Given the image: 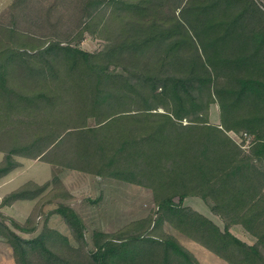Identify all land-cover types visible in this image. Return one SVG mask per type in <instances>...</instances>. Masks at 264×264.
Returning <instances> with one entry per match:
<instances>
[{"label": "trees", "instance_id": "16d2710c", "mask_svg": "<svg viewBox=\"0 0 264 264\" xmlns=\"http://www.w3.org/2000/svg\"><path fill=\"white\" fill-rule=\"evenodd\" d=\"M81 4V21H94L103 8L109 15L100 27L111 38L99 55L0 28L1 105L29 117L19 122L27 127L9 137L12 148L0 150V180L20 167L18 158L85 175L108 174L152 191L163 219H150L144 232L128 240L96 234L95 251L87 252L84 222L60 205L56 214L76 247L48 230L25 240L17 232L33 235L37 225L31 229L4 217L0 237L20 264H199L174 238L158 236L159 223L168 222L228 264H264V171L254 165H264L263 10L252 0ZM81 26L88 32L91 25ZM245 48L255 52L234 55ZM235 57H245V63L233 62ZM113 68L123 75H111ZM213 105L220 109L221 128L209 125ZM71 109L75 118L67 117ZM90 120L94 127L87 125ZM66 123L74 126L65 129ZM230 133L254 139L250 154ZM60 174L53 173L46 187L25 186L5 204L34 200L51 185H62ZM189 198L208 205L226 223L225 232L186 211ZM234 226L256 245L236 240L229 232Z\"/></svg>", "mask_w": 264, "mask_h": 264}, {"label": "rangeland", "instance_id": "374dc122", "mask_svg": "<svg viewBox=\"0 0 264 264\" xmlns=\"http://www.w3.org/2000/svg\"><path fill=\"white\" fill-rule=\"evenodd\" d=\"M85 1L88 0H4V2H0V28L12 30L18 35L27 36L43 44L49 45L52 42H64V44L68 43L76 46L77 49L87 54L93 56L99 55L107 49L109 46L108 40L111 38L109 34L103 35L101 33L102 27H100L101 22H104L101 26L105 25L109 15L106 9L103 8L95 16L94 21L91 22L88 19L81 21L83 18V6L81 2ZM252 2L264 12V0H252ZM82 22L91 25L88 32L84 30V26L80 28ZM1 37L3 36L1 35ZM252 52L254 53L255 51L245 48L241 52L233 53H235L234 55L239 53L247 55V53ZM260 52L263 53L262 50ZM36 53L35 49L33 54ZM244 58L239 57L236 60L235 57L233 62L235 60L236 63L241 60L244 62ZM110 73L113 76L123 75L121 69L116 70L113 68ZM18 83H20L18 80L10 81V84ZM1 101L3 99L0 96V150H9L13 146V144H8L9 137L11 138L14 131L18 132L25 129L27 125L19 124V122L26 123V121H29V117L26 114L11 113L7 106L1 105ZM67 111H69L67 117L75 118L74 110ZM159 113H163V111H159ZM9 117H12L11 120H8ZM208 122L212 127L221 128V113L217 105L211 106ZM66 124L65 129L74 126L73 123ZM183 124L186 126L187 122ZM87 125L94 127L95 121H87ZM32 126L35 127V125ZM244 136L235 133L229 134L232 141L248 155L253 147L252 143L254 139L250 138L251 143L247 145L244 141ZM18 140L20 142L21 139L19 138ZM72 147V144L66 145V152H70L73 149ZM1 158L0 153V160ZM51 158L53 159V157ZM36 162L40 163V165L35 167L33 170L34 174L32 175H36L37 173L44 174L45 170L50 174V165L49 167L48 164L43 162ZM254 165L258 169H261V171H264V165L261 163H255ZM51 170L52 175L55 173V176L61 173L59 178L62 185H51L47 190L42 192L38 205L24 223V226L28 225L31 229L35 228L38 224L39 226H36L37 232L31 236L25 235L26 239H35L42 232L48 230L68 238L73 243V246L76 247L70 229L64 220L56 214V210L60 205L72 209L84 222L87 252L95 251L94 236L96 234L112 237L115 240H128L144 232L142 229L146 227L150 219L154 222H159V220L163 219V215L158 213L154 195L148 189L117 180L108 174H105L104 177L85 175L67 171L58 166L55 169L51 167ZM68 175L71 176L70 178H72L71 181L73 183L66 186L63 180ZM133 179L135 180V176ZM28 190H31L30 192L32 193L35 191L30 188ZM56 190L58 191L56 192ZM178 203V200H176V204ZM183 208L186 211L194 212L206 218L215 227L220 229L222 233L225 232L226 223L216 217L211 212L210 207L203 201L189 198L185 201ZM34 217L38 218L35 220ZM55 217L59 218L63 225L61 223L59 225L56 221L57 219H54ZM51 219L52 222L49 224ZM29 221L32 222L27 224ZM8 223L10 224V222ZM158 226L157 234L159 237L169 236L174 238L195 257L199 264H228L205 250L201 245L190 240L186 235L177 231L168 222L159 223ZM229 232L236 240L248 246L253 247L257 243V240L249 235L241 226H234L230 228ZM5 243L8 245L6 241ZM10 250L8 252H13L11 248ZM12 254L13 260L14 252Z\"/></svg>", "mask_w": 264, "mask_h": 264}, {"label": "crops", "instance_id": "0c3cea01", "mask_svg": "<svg viewBox=\"0 0 264 264\" xmlns=\"http://www.w3.org/2000/svg\"><path fill=\"white\" fill-rule=\"evenodd\" d=\"M8 1V0H7ZM0 2H4V0H0ZM2 158L0 160V164L3 162V155L1 154ZM16 161L19 163L20 167L8 175L7 177H4L0 180V217H4L9 221H14L15 223L24 226L27 219L30 217L33 210H35L36 206L39 203V200L41 199V195L34 199V200H17L15 202H12L10 204H5V201L12 196L13 194L19 192L22 188L29 184H33L39 188H43L45 185L49 184L53 180L52 176V170L50 167V174L49 172L45 170L44 174L37 173L34 174L35 167H38L40 163L28 161L24 159H16ZM69 176V177H68ZM64 177L63 183L67 186V184L73 183L71 181V176L68 175ZM135 189V188H134ZM59 216V215H58ZM61 218V217H60ZM54 219H57V223L60 225H63L61 220L59 218L55 217ZM51 224V221H49ZM7 227L10 229H13L9 223H6ZM37 226H39L37 224ZM66 227V226H65ZM17 234L22 237L25 240H33V239H26L25 235L17 232ZM31 236V235H26ZM39 236V235H38ZM37 236V237H38ZM36 237V238H37ZM35 238V239H36ZM9 246L6 245L5 240L0 237V264H19V261L17 257H15L12 260V253L8 252L11 251ZM11 253V254H10Z\"/></svg>", "mask_w": 264, "mask_h": 264}, {"label": "built area", "instance_id": "2783aa9c", "mask_svg": "<svg viewBox=\"0 0 264 264\" xmlns=\"http://www.w3.org/2000/svg\"><path fill=\"white\" fill-rule=\"evenodd\" d=\"M244 141L246 142L247 145L251 143V139L247 135L244 136Z\"/></svg>", "mask_w": 264, "mask_h": 264}]
</instances>
